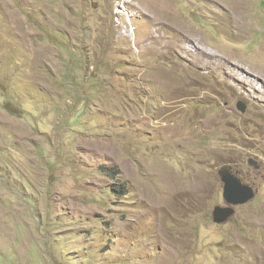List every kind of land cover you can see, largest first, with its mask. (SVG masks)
I'll list each match as a JSON object with an SVG mask.
<instances>
[{"label":"rangeland","instance_id":"obj_1","mask_svg":"<svg viewBox=\"0 0 264 264\" xmlns=\"http://www.w3.org/2000/svg\"><path fill=\"white\" fill-rule=\"evenodd\" d=\"M0 264H264V0H0Z\"/></svg>","mask_w":264,"mask_h":264},{"label":"water","instance_id":"obj_2","mask_svg":"<svg viewBox=\"0 0 264 264\" xmlns=\"http://www.w3.org/2000/svg\"><path fill=\"white\" fill-rule=\"evenodd\" d=\"M239 106L245 111V103L240 102ZM251 165H257V160L250 159ZM232 165L223 166L219 173L224 182V198L228 206H216L214 210V221L218 224L227 222L235 213V206L244 205L256 197L257 191L253 186L245 184L233 171Z\"/></svg>","mask_w":264,"mask_h":264},{"label":"trees","instance_id":"obj_3","mask_svg":"<svg viewBox=\"0 0 264 264\" xmlns=\"http://www.w3.org/2000/svg\"><path fill=\"white\" fill-rule=\"evenodd\" d=\"M103 169L108 173L110 174L111 177H116L117 176V169L115 168H110V167H107V166H103ZM115 169V170H114ZM117 171V172H116ZM119 184H122V183H119ZM127 187L125 184H123L122 186H120L119 188H117L116 190H114L115 193H126L127 192Z\"/></svg>","mask_w":264,"mask_h":264},{"label":"clouds","instance_id":"obj_4","mask_svg":"<svg viewBox=\"0 0 264 264\" xmlns=\"http://www.w3.org/2000/svg\"><path fill=\"white\" fill-rule=\"evenodd\" d=\"M240 102H243V103H245V105H247V103L245 102V101H240ZM240 102L238 103V106H239V104H240ZM250 159H252V158H250ZM250 159H249V164H250ZM254 160H257V165L259 166V167H256V165H251L252 167H255V168H258V169H262V165L260 164L259 165V160L258 159H256L255 157L253 158ZM234 169V168H233ZM234 171V173L239 177V178H241L242 180H243V178L242 177H240L237 173H236V170H233ZM243 182L245 183V184H248V183H246L244 180H243ZM224 183V182H223ZM248 185H251V184H248ZM251 186H253V185H251ZM255 189V188H254ZM256 190V189H255ZM257 191V190H256ZM257 195V194H256ZM256 198V197H255ZM254 198V199H255ZM252 201V200H251ZM250 201V202H251ZM249 203V202H248ZM229 205V204H228ZM227 205V206H228ZM239 206V205H238Z\"/></svg>","mask_w":264,"mask_h":264},{"label":"flooded vegetation","instance_id":"obj_5","mask_svg":"<svg viewBox=\"0 0 264 264\" xmlns=\"http://www.w3.org/2000/svg\"><path fill=\"white\" fill-rule=\"evenodd\" d=\"M261 163L259 162V165H260ZM262 165V164H261ZM256 169V171H259L260 169H258V168H255ZM236 173L240 176V177H242V175H243V171H242V169H237L236 170ZM256 182V181H255Z\"/></svg>","mask_w":264,"mask_h":264}]
</instances>
